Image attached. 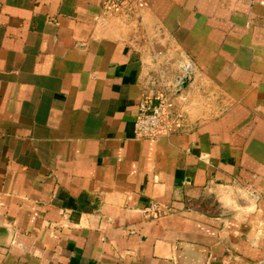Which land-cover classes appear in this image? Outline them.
I'll use <instances>...</instances> for the list:
<instances>
[{
    "label": "crops",
    "instance_id": "0c3cea01",
    "mask_svg": "<svg viewBox=\"0 0 264 264\" xmlns=\"http://www.w3.org/2000/svg\"><path fill=\"white\" fill-rule=\"evenodd\" d=\"M144 1L0 0V264H264V0Z\"/></svg>",
    "mask_w": 264,
    "mask_h": 264
},
{
    "label": "built area",
    "instance_id": "2783aa9c",
    "mask_svg": "<svg viewBox=\"0 0 264 264\" xmlns=\"http://www.w3.org/2000/svg\"><path fill=\"white\" fill-rule=\"evenodd\" d=\"M144 0H106L104 9L107 15L114 14L128 18L134 9H145ZM183 70L186 74L192 71L189 59L183 60ZM166 80V77L164 78ZM184 78L179 75L174 80L163 82L164 86L174 92H180L183 88ZM163 84L161 85L163 87ZM179 127V119L175 117L173 104L165 96H145L138 108L135 120V135L138 138H156L162 132H171ZM150 208H156L151 203Z\"/></svg>",
    "mask_w": 264,
    "mask_h": 264
}]
</instances>
